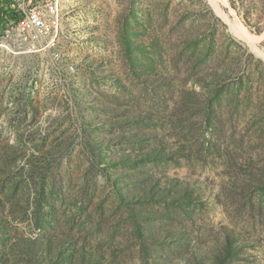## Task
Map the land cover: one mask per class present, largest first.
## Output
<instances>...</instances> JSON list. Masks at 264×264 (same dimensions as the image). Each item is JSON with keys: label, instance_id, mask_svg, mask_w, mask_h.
<instances>
[{"label": "rangeland", "instance_id": "374dc122", "mask_svg": "<svg viewBox=\"0 0 264 264\" xmlns=\"http://www.w3.org/2000/svg\"><path fill=\"white\" fill-rule=\"evenodd\" d=\"M17 1L61 23L0 31V264H264V0Z\"/></svg>", "mask_w": 264, "mask_h": 264}, {"label": "built area", "instance_id": "2783aa9c", "mask_svg": "<svg viewBox=\"0 0 264 264\" xmlns=\"http://www.w3.org/2000/svg\"><path fill=\"white\" fill-rule=\"evenodd\" d=\"M19 8L23 16L19 21L8 19L2 35H10L13 44H19L21 53H39L54 47L55 44H49V37H59L60 12L52 11L51 4L28 9L19 5Z\"/></svg>", "mask_w": 264, "mask_h": 264}, {"label": "trees", "instance_id": "16d2710c", "mask_svg": "<svg viewBox=\"0 0 264 264\" xmlns=\"http://www.w3.org/2000/svg\"><path fill=\"white\" fill-rule=\"evenodd\" d=\"M23 16L17 0H0V31L5 29L8 19L19 21ZM2 34V33H1ZM3 36V35H2ZM232 245H230V250Z\"/></svg>", "mask_w": 264, "mask_h": 264}, {"label": "bare ground", "instance_id": "6f19581e", "mask_svg": "<svg viewBox=\"0 0 264 264\" xmlns=\"http://www.w3.org/2000/svg\"><path fill=\"white\" fill-rule=\"evenodd\" d=\"M211 2H212V4L216 7V8H220L219 7V3H221V0H211ZM221 5H222V3H221ZM224 5V4H223ZM51 9H52V11H58L57 10V8H54L53 6H51ZM220 13V12H219ZM221 14L223 15L224 13H222V11H221ZM231 14V13H230ZM224 17L226 18V15H224ZM234 18L236 19V17L234 16ZM234 19V20H235ZM226 20H227V18H226ZM236 21V20H235ZM231 24V23H230ZM234 24H236V23H234ZM233 24V25H234ZM238 24V23H237ZM232 25V29L236 32V33H238V34H240V35H242V36H244V38L246 37L245 36V33H243V30L241 29V28H239L238 26H233ZM246 29V28H245ZM241 37V36H240ZM3 38H4V40L5 41H7V42H10L11 41V36L10 35H3ZM247 38V37H246ZM57 40L58 39H56V37H49V44H56L57 43ZM58 54H60V53H58ZM71 68L73 69L74 67L73 66H71Z\"/></svg>", "mask_w": 264, "mask_h": 264}, {"label": "crops", "instance_id": "0c3cea01", "mask_svg": "<svg viewBox=\"0 0 264 264\" xmlns=\"http://www.w3.org/2000/svg\"><path fill=\"white\" fill-rule=\"evenodd\" d=\"M20 5V4H19Z\"/></svg>", "mask_w": 264, "mask_h": 264}]
</instances>
